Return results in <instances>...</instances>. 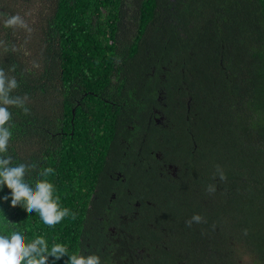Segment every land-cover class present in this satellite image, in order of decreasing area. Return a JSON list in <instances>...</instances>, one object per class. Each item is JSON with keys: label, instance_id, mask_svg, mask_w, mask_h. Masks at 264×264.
<instances>
[{"label": "trees", "instance_id": "trees-1", "mask_svg": "<svg viewBox=\"0 0 264 264\" xmlns=\"http://www.w3.org/2000/svg\"><path fill=\"white\" fill-rule=\"evenodd\" d=\"M29 4L27 29L4 26ZM0 69L30 108L9 107V154L36 160L33 176L52 167L75 217L49 228L5 186L11 222L102 264L130 250V264H264V0H0ZM159 112L167 127L147 134L145 163L106 158L140 141L130 114L144 125ZM113 168L127 182L110 199Z\"/></svg>", "mask_w": 264, "mask_h": 264}, {"label": "clouds", "instance_id": "clouds-1", "mask_svg": "<svg viewBox=\"0 0 264 264\" xmlns=\"http://www.w3.org/2000/svg\"><path fill=\"white\" fill-rule=\"evenodd\" d=\"M5 27L20 26L26 28L24 20L19 15H11L4 20ZM18 81L9 77L0 69V191L5 186L11 189L4 192L3 199L11 196L13 204L19 202L25 208L39 217V220L49 228L59 224L65 217L74 214L62 206L60 196L50 177L54 174L52 167L39 168L36 175L30 174V168L37 167L36 160L16 158L9 154V141L12 138L13 124L9 107L30 111L25 103L27 97L13 96ZM221 178L223 174L221 173ZM209 191H214L210 187ZM201 217L193 215L191 221L199 223ZM31 230L11 222L0 212V264H57L65 256L64 264H102L101 257L96 253L84 255L81 251L70 252L69 246L53 239L51 243L46 234H30Z\"/></svg>", "mask_w": 264, "mask_h": 264}, {"label": "flooded vegetation", "instance_id": "flooded-vegetation-1", "mask_svg": "<svg viewBox=\"0 0 264 264\" xmlns=\"http://www.w3.org/2000/svg\"><path fill=\"white\" fill-rule=\"evenodd\" d=\"M155 113H157L158 111H154ZM131 117V125L128 126L129 128H133V127H137V131L134 132L132 129L131 131L128 133V135L130 136H135L136 140H140L139 142H137L136 144H134L135 140L133 139H129V138H125L122 140V145L120 146V148L116 147V146H111L110 147V150L108 152V155H107V159L109 158L110 155H113V157H117L118 161L121 160L123 157H127L128 155L127 154H132L133 152L136 154L138 160L141 162V163H145L147 161L146 159V151H147V142H146V136L148 133H161V132H164L167 127V125L165 126L163 124V119H164V116L159 112V116H156V118L154 120H149L148 122L144 123V125H141L140 122L137 120L136 118V114H130ZM155 127L156 129H153L152 128ZM140 137V138H139ZM156 157H161V152H157L156 153ZM165 157V156H164ZM163 157V158H164ZM162 159V157L160 158ZM109 164L106 165V168H109ZM117 168V163H116V166ZM115 168H113L112 170H109V171H112L114 172V178H113V184L114 186L111 187V191L112 193L110 194V199H115L117 196H119V192L124 188L122 187V184H126L127 182V179H126V175L122 172V171H117V170H114ZM168 169L171 171L172 175L173 176H177L175 173H176V170L177 168H174L172 165H169L168 166ZM108 175V174H107ZM105 180V179H104ZM106 186L105 184H103V181H98L96 183V187L94 189V196L95 197H102L103 195L100 194V192H103V191H106ZM127 193H129V190L127 189L126 190ZM119 194V195H118ZM98 195V196H97ZM124 199V198H123ZM137 205V203L134 204V206ZM125 212V211H123ZM131 214V213H129ZM135 214V213H134ZM121 218L123 219H126L128 217V214H122L120 215ZM110 233L107 234L109 236V238L115 242L116 244L117 243H120L124 246H126L127 249H129V246L132 245V243H129L125 240H123L121 238V235L122 234H126L128 233L126 231V229L124 227H119L117 228L115 225L111 224L108 229H107ZM116 235L118 237H116ZM90 249H93L95 251H97L96 248H90ZM131 250L129 251V253L131 254ZM86 253V251H85ZM129 254V259L131 260V256ZM118 262L117 264H130V260L129 262L127 260H123L120 258H118ZM139 261H142L143 264H147V260L146 259H141ZM103 262V261H102Z\"/></svg>", "mask_w": 264, "mask_h": 264}, {"label": "rangeland", "instance_id": "rangeland-1", "mask_svg": "<svg viewBox=\"0 0 264 264\" xmlns=\"http://www.w3.org/2000/svg\"><path fill=\"white\" fill-rule=\"evenodd\" d=\"M29 11V13H25V14H20V17L23 19V20H26L28 19V16L31 18L33 17L32 21H34V16H35V11H34V4H29V8L27 9ZM38 22V21H36ZM26 24V23H25ZM128 26H130L129 24H127ZM24 28V27H23ZM27 29V27L25 28ZM127 38H128V35H127Z\"/></svg>", "mask_w": 264, "mask_h": 264}, {"label": "crops", "instance_id": "crops-1", "mask_svg": "<svg viewBox=\"0 0 264 264\" xmlns=\"http://www.w3.org/2000/svg\"><path fill=\"white\" fill-rule=\"evenodd\" d=\"M73 112V111H72ZM74 113V112H73Z\"/></svg>", "mask_w": 264, "mask_h": 264}]
</instances>
